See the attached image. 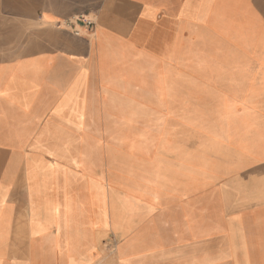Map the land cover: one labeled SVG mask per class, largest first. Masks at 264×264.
<instances>
[{"label":"crops","instance_id":"1","mask_svg":"<svg viewBox=\"0 0 264 264\" xmlns=\"http://www.w3.org/2000/svg\"><path fill=\"white\" fill-rule=\"evenodd\" d=\"M205 113L204 169L121 186ZM107 263L264 264V0H0V264Z\"/></svg>","mask_w":264,"mask_h":264},{"label":"rangeland","instance_id":"2","mask_svg":"<svg viewBox=\"0 0 264 264\" xmlns=\"http://www.w3.org/2000/svg\"><path fill=\"white\" fill-rule=\"evenodd\" d=\"M208 114L205 113L202 117L192 120L188 125L183 122L177 128L172 127L174 122H168L165 129L160 128L159 123L151 122L149 131L137 133L140 135L144 133L145 136L126 140L125 144L128 145L124 146V149L129 150L130 155L124 158L121 186L125 190L142 191L147 188L146 181L162 180L165 152L170 153L175 149L174 146L182 150L180 152L182 156L190 159V162L201 164L198 168L204 169L203 166H207L209 159L212 158ZM113 204L109 206V212ZM116 208L119 209L116 213L119 215L121 209L122 212H126L127 206L122 208L116 206ZM115 216L114 214L113 217ZM119 227L121 226L117 224L113 226L114 230ZM113 243L114 241H111L112 245Z\"/></svg>","mask_w":264,"mask_h":264},{"label":"bare ground","instance_id":"3","mask_svg":"<svg viewBox=\"0 0 264 264\" xmlns=\"http://www.w3.org/2000/svg\"><path fill=\"white\" fill-rule=\"evenodd\" d=\"M156 81V80H155ZM157 82V81H156ZM156 84V83H155ZM156 86V85H155ZM119 208H121V207H119ZM116 210V211H115ZM117 212H119V209L117 210V208H116V205H115V203L113 204V206H112V208H111V213H110V215H111V217H113V215L115 214V215H117L116 213ZM115 228V227H114ZM165 230V229H164ZM167 242V241H166ZM105 263V262H104ZM108 264V263H107Z\"/></svg>","mask_w":264,"mask_h":264},{"label":"built area","instance_id":"4","mask_svg":"<svg viewBox=\"0 0 264 264\" xmlns=\"http://www.w3.org/2000/svg\"><path fill=\"white\" fill-rule=\"evenodd\" d=\"M87 24H89V25H90V23H87Z\"/></svg>","mask_w":264,"mask_h":264}]
</instances>
